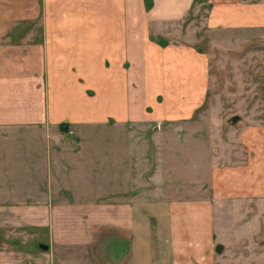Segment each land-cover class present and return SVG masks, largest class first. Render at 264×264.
Wrapping results in <instances>:
<instances>
[{
  "label": "crops",
  "instance_id": "0c3cea01",
  "mask_svg": "<svg viewBox=\"0 0 264 264\" xmlns=\"http://www.w3.org/2000/svg\"><path fill=\"white\" fill-rule=\"evenodd\" d=\"M204 2L215 28L264 30V0ZM194 4L0 0V264H214L217 240L248 238L264 167L204 169L194 124L154 130L206 96V57L179 35ZM136 127L164 150L142 157Z\"/></svg>",
  "mask_w": 264,
  "mask_h": 264
},
{
  "label": "rangeland",
  "instance_id": "374dc122",
  "mask_svg": "<svg viewBox=\"0 0 264 264\" xmlns=\"http://www.w3.org/2000/svg\"><path fill=\"white\" fill-rule=\"evenodd\" d=\"M209 8L210 4L196 0L179 32L181 37H186L189 45L206 57L208 86L205 99L190 119L164 120L162 126L154 130L169 128L165 133L179 142L183 138L182 130L176 129L175 132L173 126H167L187 122L194 124L189 133L201 140L202 146L197 151L201 155L198 158L199 167L209 168L218 157V164L222 166L231 162L253 161V157L255 173L261 172L264 164L258 162L260 157H254L264 142V30L215 28L208 16ZM233 116H239L237 122L229 121ZM136 129L142 140V157L148 150L144 145L146 142L151 143L149 150L152 154L154 147L149 141L151 129ZM246 139L253 142L252 156L249 152L247 156L242 154L241 150L245 152L242 140ZM154 149L164 150L163 147ZM179 152L175 150L168 157L174 155L178 158ZM170 165L181 170L182 164L178 159ZM256 182L260 184V179L255 177ZM261 203L260 200H254L251 232L248 230L245 233L248 238H220L216 241L214 264H264V207Z\"/></svg>",
  "mask_w": 264,
  "mask_h": 264
},
{
  "label": "water",
  "instance_id": "95a60500",
  "mask_svg": "<svg viewBox=\"0 0 264 264\" xmlns=\"http://www.w3.org/2000/svg\"><path fill=\"white\" fill-rule=\"evenodd\" d=\"M238 119H239V116H233V117H231V118L229 119V121H231V122H237Z\"/></svg>",
  "mask_w": 264,
  "mask_h": 264
},
{
  "label": "trees",
  "instance_id": "16d2710c",
  "mask_svg": "<svg viewBox=\"0 0 264 264\" xmlns=\"http://www.w3.org/2000/svg\"><path fill=\"white\" fill-rule=\"evenodd\" d=\"M61 126L64 127V129L67 128V126L65 124H63V123L61 124Z\"/></svg>",
  "mask_w": 264,
  "mask_h": 264
}]
</instances>
